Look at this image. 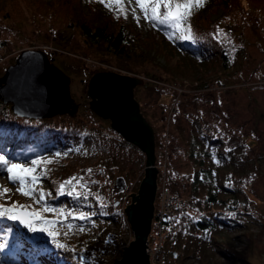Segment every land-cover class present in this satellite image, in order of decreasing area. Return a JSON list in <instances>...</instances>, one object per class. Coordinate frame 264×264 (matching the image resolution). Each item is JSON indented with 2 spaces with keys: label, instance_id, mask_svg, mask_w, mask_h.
Wrapping results in <instances>:
<instances>
[{
  "label": "rangeland",
  "instance_id": "rangeland-1",
  "mask_svg": "<svg viewBox=\"0 0 264 264\" xmlns=\"http://www.w3.org/2000/svg\"><path fill=\"white\" fill-rule=\"evenodd\" d=\"M95 1L101 3L100 0ZM181 1L188 4V8L184 9L181 3V11L184 13L191 5L200 7L202 3V0ZM154 3L155 0H144V6L141 7L137 0H106L103 4H108L112 10L124 7L128 16L127 23L145 34L150 22L154 20L150 18ZM166 11L168 10L163 6L159 8L161 15ZM18 27L33 41L51 42L52 48H58V53L54 55V64L71 78V95L79 103L77 115L74 118L68 115L54 116L50 118V122L64 128L83 124L85 128L93 130L85 131L84 128L83 136L72 132H65L60 138L52 135L51 142L57 144V147H52L39 156L19 160L0 154L11 162L33 169L30 175L24 177L25 187L30 188L32 194L25 195L17 190L20 181L9 180L6 167H0V188L9 189L7 193L0 195V205H12L15 202L17 209L35 211L48 222H41L35 229H29L26 224L1 215L0 243L4 246L0 248V264H39L36 260L43 256L47 257V264H113L115 259L121 258L123 248L133 240L124 209L131 203L130 194H137L144 177L145 156L137 147L129 145L107 128L110 127L108 120L97 115L95 118L91 114L86 88L92 73L82 65L79 58L86 63L92 59L91 62L103 65L100 71L120 72L119 69H124L128 72L125 73L127 75L142 79L149 76L146 80L143 79V83L156 81L155 79L165 81L160 78L163 73L147 62L142 65L124 62L107 53L104 48L89 46L82 41L77 31L65 30L60 22L37 28L32 25ZM38 28L39 34L36 33ZM220 30L224 42L231 43V51H240L237 66L241 74L240 78H229L225 73L221 81L232 84L246 78L258 66H261L264 74V20H258L250 12L241 24L235 23L232 26L231 33L222 28ZM13 55L12 52L7 54L9 58ZM1 61L0 76L5 67L11 64ZM255 80L254 78L253 81ZM150 85H138L134 94L140 109L142 107L157 131L160 149L155 165L159 184L164 182L169 189L168 179L176 177L180 183L193 170L187 158L186 146L192 121L199 122L202 132H208L205 127L212 124L226 133L229 137L226 148L245 143L246 150L240 154L239 160L247 164L248 170L254 176L250 184L252 193H248L255 203L253 218H250L247 231L228 233L234 237L229 241L233 251L248 263H234L229 258L221 257L212 251L207 241L202 249H197V257L183 260L182 251L175 248L169 239L165 256L169 257L173 251L179 256L178 264H207L202 260L214 253L209 264H264V87L249 90L241 86L235 90L220 92L216 98L211 94L192 100L188 96H181L178 110L170 114L171 111L165 105L167 96L160 95ZM179 129L183 132L180 133ZM32 176L37 178L34 183ZM118 178L125 182L122 191L115 186ZM185 192L182 191V194L185 195ZM81 214H84L83 218ZM45 228L48 230L45 231ZM12 231L18 233L16 242L10 241ZM49 232H55L56 235H49ZM28 239L38 246L35 254L31 253L33 249ZM193 241L196 242L193 247H197V242L201 239L193 238ZM17 252L21 254L16 256Z\"/></svg>",
  "mask_w": 264,
  "mask_h": 264
},
{
  "label": "trees",
  "instance_id": "trees-1",
  "mask_svg": "<svg viewBox=\"0 0 264 264\" xmlns=\"http://www.w3.org/2000/svg\"><path fill=\"white\" fill-rule=\"evenodd\" d=\"M250 12L258 20H264V0H202L200 7L191 5L190 9L185 11L180 31L174 29L171 24H161L159 20L154 19L150 22V27H147L148 32L143 34L127 23L128 16L124 7L112 10L108 4L95 0H0V60L10 64L24 48H39L52 44L33 41L18 27L19 25H32L37 28L60 22L65 30L77 31L82 41L89 46L104 48L107 53L124 62L141 65L147 62L156 70H161L163 76L160 78L165 81L155 79L156 81H144L143 85L149 83L160 95H166V109L172 114L178 110L181 96H188L187 98L192 100L204 94H211L216 98L220 92L235 90L241 86L249 90L264 87L261 66L246 78L232 84L221 81L225 73L229 78H240L241 74L237 66L240 51H231V43L224 42L220 29L231 33L232 26L235 23L241 24ZM39 30L38 28L37 34ZM58 50L52 47L44 49L53 58ZM11 52L14 53L12 59L7 56ZM79 59L92 74L103 67L99 63L91 62L92 59L87 63ZM146 77L149 76L143 79L146 80ZM142 113L152 125L145 112ZM91 114L97 118L92 112ZM50 121V118L18 117L12 113L9 105L0 102V154L19 160L39 156L52 147H57V144L51 142L52 135H58L60 138L63 133L72 132L83 136L82 130L86 127L83 124H74L64 128ZM107 128L112 130L108 126ZM202 129L199 122L192 121L186 140L187 158L193 168L191 173L180 183L176 177L167 180L170 184L168 187L171 188L167 189L181 199L182 208L162 219L161 229L167 230L172 224L175 225L176 231L169 234L158 249L153 248L152 264H178L179 256L175 255V252L172 251L169 257L164 254L165 247L170 242L182 251L183 260H188L197 257V249H202L205 241L209 243L212 251L221 257L229 258L234 263H248L233 251L229 241L234 237L228 235L231 231H247L250 218H253L254 214L255 203L248 196V193H252L250 184L254 176L248 170L247 164L239 160L240 154L246 150V144L226 148L229 141L226 133L212 124L205 127L208 132H202ZM90 130L93 129L85 128V131ZM154 130L155 155L158 160L160 145L157 131L155 128ZM112 132L118 135L114 130ZM179 132L183 131L179 129ZM119 137L122 138L120 135ZM182 191H186V194L183 195ZM154 207L156 210L157 196ZM156 220L157 213L151 223L150 245L154 244L158 234ZM12 233L9 240L16 242L18 233ZM193 238L201 239L197 242V247H193L196 243ZM169 239L171 241L167 242ZM28 240L33 249L31 253L35 254L38 246L31 239ZM20 254L21 252H17L16 256ZM213 256L214 253H211L202 261L209 264Z\"/></svg>",
  "mask_w": 264,
  "mask_h": 264
},
{
  "label": "water",
  "instance_id": "water-1",
  "mask_svg": "<svg viewBox=\"0 0 264 264\" xmlns=\"http://www.w3.org/2000/svg\"><path fill=\"white\" fill-rule=\"evenodd\" d=\"M172 10L175 11V5ZM70 84L71 78L54 64L53 57L39 48H24L0 76V102L22 118L45 119L58 115L74 118L79 103L71 95ZM141 84L142 78L99 70L91 75L86 88L89 109L108 120L112 130L145 156L144 177L137 194H130L131 203L124 209L133 240L113 264H151L147 248L155 209L157 168L154 128L141 112L134 94ZM115 186L122 191L124 180L116 179Z\"/></svg>",
  "mask_w": 264,
  "mask_h": 264
},
{
  "label": "snow or ice",
  "instance_id": "snow-or-ice-1",
  "mask_svg": "<svg viewBox=\"0 0 264 264\" xmlns=\"http://www.w3.org/2000/svg\"><path fill=\"white\" fill-rule=\"evenodd\" d=\"M101 3H105L106 0H100ZM137 2L144 6V0H137ZM199 2V0H197ZM175 3V11H173V4ZM163 6L166 11L163 15L159 13V8ZM181 2L180 0H155L154 6L151 10V17L152 19L159 20L161 24H171L174 29L177 31L181 30V21L185 19V13L181 11ZM183 8L187 9L188 4L187 2L183 3ZM147 16V11L145 12ZM35 164V161L32 162ZM0 167H6L8 173V179L12 181L19 180L20 187L17 189L18 191L22 192L25 195H31L32 191L30 188L25 187V180L24 177L30 175L33 172L32 168L23 167L22 165L11 162L6 159L5 156L0 155ZM36 177L32 176V182L36 181ZM63 187V185L61 186ZM9 191L8 188H0V195L7 193ZM0 215H7L13 219H19L22 223L26 224L29 229H35L37 225L41 222L48 223L44 221L42 216H38L35 211L33 212H23L18 211L15 205V202L12 205H0ZM84 217V214H81V218ZM45 231L48 229L45 228ZM49 235H56L55 232H49ZM4 245L0 243V248ZM60 247H64L63 245H58Z\"/></svg>",
  "mask_w": 264,
  "mask_h": 264
},
{
  "label": "built area",
  "instance_id": "built-area-1",
  "mask_svg": "<svg viewBox=\"0 0 264 264\" xmlns=\"http://www.w3.org/2000/svg\"><path fill=\"white\" fill-rule=\"evenodd\" d=\"M43 48H51V47L44 45ZM119 71L126 73V71H123L120 69H119ZM156 194H157V208L154 211V215L157 213L158 220H156V222L158 224L159 229H158V234L154 239L153 245L149 244V239H150L151 233L148 236L147 251H148V255L150 257V263L151 264L154 261V259H151V257L154 258L153 248L156 247V249H158L160 246L163 245L165 239L169 236V234L176 231L175 225H172V224L169 225L167 230L161 229V224H163L162 219L166 218L167 216L171 215L172 213L173 214L177 213L182 208L181 199L178 196L172 194L167 189L164 182L157 184ZM153 218H154V216H153Z\"/></svg>",
  "mask_w": 264,
  "mask_h": 264
},
{
  "label": "bare ground",
  "instance_id": "bare-ground-1",
  "mask_svg": "<svg viewBox=\"0 0 264 264\" xmlns=\"http://www.w3.org/2000/svg\"><path fill=\"white\" fill-rule=\"evenodd\" d=\"M32 257V256H31ZM44 257V258H43ZM43 257H40L39 258V260L37 259L36 261H37V263L39 262V264H47V263H45L46 262V256H43ZM31 259H34V258H31ZM19 263H21V264H24V263H22V262H19Z\"/></svg>",
  "mask_w": 264,
  "mask_h": 264
},
{
  "label": "clouds",
  "instance_id": "clouds-1",
  "mask_svg": "<svg viewBox=\"0 0 264 264\" xmlns=\"http://www.w3.org/2000/svg\"><path fill=\"white\" fill-rule=\"evenodd\" d=\"M44 45H42L41 47H39V49H42V47H43ZM44 49H47V48H43L42 50H44ZM50 57V56H49ZM120 70H123V71H126V70H124V69H120ZM115 72H118V71H115ZM118 73H121V74H125V72H118ZM126 73H128L127 71H126Z\"/></svg>",
  "mask_w": 264,
  "mask_h": 264
}]
</instances>
